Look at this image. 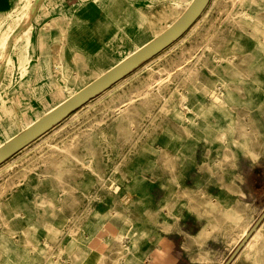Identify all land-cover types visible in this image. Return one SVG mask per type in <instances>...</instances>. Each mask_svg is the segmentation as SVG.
Segmentation results:
<instances>
[{
	"label": "rangeland",
	"instance_id": "obj_1",
	"mask_svg": "<svg viewBox=\"0 0 264 264\" xmlns=\"http://www.w3.org/2000/svg\"><path fill=\"white\" fill-rule=\"evenodd\" d=\"M13 1L17 0H0V54L8 36L29 7L24 3V10L13 9ZM127 1L129 9H138L135 13L127 12L122 22L105 21L111 26L110 30H106L104 36L99 33L90 37L89 49L98 48V51L86 53L85 67L78 62L75 64L72 59L61 66L58 76L48 68L47 73L44 72L47 77L32 84L22 96L18 95L25 104H22V112L28 113L21 123L16 116L15 102L5 103L6 92V98L0 100V144L95 79L100 66L110 68L157 36L191 0ZM103 23L97 22L98 25ZM81 24L86 27L88 22ZM263 27V0H211L201 18L170 48L2 164L0 264H68L73 260V253L88 251L90 232L93 231L91 225L111 219L118 224L123 223L122 220L127 224H146L152 221V207H156L157 202L161 204V211L166 212L169 201L175 205L183 204L185 189L198 203V210L202 209L200 214H206L209 202L206 201L205 187L225 183L216 178L207 180L202 164L205 157L203 146L205 142L219 140L235 143L256 140L249 114L262 101L263 90L247 78L252 110L242 106L235 108L232 117L243 121L237 123L218 110L214 97L222 91L220 86L213 92L200 95L194 83L198 75L196 87L210 89L228 78L226 62H218L215 57L242 63L247 42L256 56L258 76L264 81ZM251 35L254 40L249 39ZM105 39H110L111 49ZM8 64L3 76L6 84L2 82L3 85H7L10 79ZM31 96L41 105L38 110L35 105L31 106ZM259 115L264 120V113ZM260 160L264 162V154ZM228 162H220L214 173L223 177L231 168L230 159ZM252 170H246V185L243 187L253 191ZM259 184L261 189L256 190L257 195L251 199L259 207H264V179ZM195 224L200 222L195 221ZM128 235L123 238L122 246L115 245L108 251L104 264H147L136 257V253H140L141 240L133 226ZM99 243L95 240L90 246L97 249Z\"/></svg>",
	"mask_w": 264,
	"mask_h": 264
},
{
	"label": "crops",
	"instance_id": "obj_2",
	"mask_svg": "<svg viewBox=\"0 0 264 264\" xmlns=\"http://www.w3.org/2000/svg\"><path fill=\"white\" fill-rule=\"evenodd\" d=\"M31 2L32 0L28 2L17 0L11 2V5L13 9L24 10ZM137 9H129L127 0H45L33 27L18 40L12 51L8 64L10 79L7 85H3L6 84L3 82L0 99L7 97L5 103L15 102L16 113L23 118L28 117V113L22 112L24 101L18 98V95L22 96L32 84L39 83L47 77L44 72L48 68L57 75L61 66L73 60L75 64L78 62L80 66L85 67L88 60L86 53L98 51V48L89 49L90 37L99 33L104 36V32L111 27L105 21L122 22L127 12L135 13ZM100 21L104 23L98 25L97 22ZM81 22L88 24L85 27ZM249 39L254 40L255 37L251 35ZM105 42L111 49L110 39H105ZM86 43L88 46L84 47ZM244 48L246 50L243 62L231 61L263 90L262 101L249 114L256 140H240L237 143L205 142L203 146L205 157L202 159V164L207 180L216 178L217 181L223 180L225 183V185L205 187L206 201L209 202L206 214H200L203 213L202 209L198 210V203L193 201L191 193L188 195V190L185 189L183 204L175 205L169 201L166 212V210L161 211V204L157 202L156 207H152L153 219L146 224H127L123 220V223L118 224L111 219L103 224L91 225L93 231L90 232L89 249L81 254L76 252L79 257L78 260H74V264H104L108 251L110 252L115 245L122 246V240L129 236L132 226L135 231L137 230V238L141 240L140 253H136V257L139 256L147 264H224L230 257L264 210V207H259L257 202L253 203L251 199L257 195L255 191L261 189L262 185L259 183L264 179V162L260 160L264 154V120L259 115L260 112L264 113V81L258 76L259 66L255 53L249 49V42L244 44ZM59 50L62 54L61 64L55 63V54ZM71 52L75 55H70ZM56 68H59L58 72L55 71ZM194 87L200 95L205 94L196 88V82ZM6 92L9 97H5ZM31 98H29L31 106L35 105L38 110L41 105L38 104L37 99ZM229 159L232 164L227 173L223 177L222 174L221 176L219 173L215 174L213 170L220 167V162L229 163ZM247 169H253L254 182H252L255 186L253 191L243 187L246 185ZM162 206L165 208L164 205ZM195 221L200 224H195ZM95 240L100 242L98 248L91 249L90 245ZM231 264H264V221Z\"/></svg>",
	"mask_w": 264,
	"mask_h": 264
},
{
	"label": "water",
	"instance_id": "obj_3",
	"mask_svg": "<svg viewBox=\"0 0 264 264\" xmlns=\"http://www.w3.org/2000/svg\"><path fill=\"white\" fill-rule=\"evenodd\" d=\"M45 0H33L20 18L19 24L8 36L0 54V85L3 82L4 70L18 40L34 25ZM211 0H191L184 11L157 36L128 54L108 68L91 82L75 91L59 104L44 112L18 133L0 144V166L20 151L57 127L74 112L91 100L99 97L126 77L143 67L183 37L199 20ZM1 101L3 98L0 99ZM264 221V210L257 218L239 245L224 264H231L249 238Z\"/></svg>",
	"mask_w": 264,
	"mask_h": 264
},
{
	"label": "bare ground",
	"instance_id": "obj_4",
	"mask_svg": "<svg viewBox=\"0 0 264 264\" xmlns=\"http://www.w3.org/2000/svg\"><path fill=\"white\" fill-rule=\"evenodd\" d=\"M264 1V0H263ZM254 2V1H253ZM184 8V7H183ZM185 8H186V6H185ZM242 8V7H241ZM176 9V8H175ZM182 10V9H181ZM184 10V9H183ZM240 10V9H239ZM238 11V10H237ZM175 12V11H174ZM248 13V12H247ZM180 14V13H179ZM241 14V13H240ZM244 16H245V14H243ZM176 17H178V16H176ZM51 18V17H50ZM166 18V17H165ZM201 18V17H200ZM234 19V18H233ZM246 19V18H245ZM45 20V19H44ZM167 20V19H166ZM252 20V19H251ZM46 21V20H45ZM68 22V21H67ZM252 22V21H251ZM254 22V21H253ZM52 23V22H51ZM255 23V22H254ZM50 24V23H49ZM248 24H250V23H248ZM255 24H257V23H255ZM65 25V24H64ZM151 25V24H150ZM246 25V24H245ZM254 25V24H253ZM59 26V25H58ZM63 26V25H62ZM169 26V25H168ZM167 26V27H168ZM42 27V26H41ZM258 28V27H257ZM264 28V27H263ZM60 29V28H59ZM62 29V28H61ZM65 32H66V30H64ZM254 32V31H253ZM58 36H59V33H58ZM260 36V35H259ZM67 39V38H66ZM259 39V38H258ZM63 40V39H62ZM261 41H262V39H261ZM59 43V42H58ZM52 44H54V43H52ZM51 44V45H52ZM60 44V43H59ZM63 44V43H62ZM115 45V44H114ZM132 45V44H131ZM130 46V45H129ZM128 47V46H127ZM170 48V47H169ZM62 51V50H61ZM83 51V50H82ZM87 51V50H86ZM51 52V51H50ZM166 53V52H165ZM80 54V53H79ZM225 54V53H224ZM51 56V55H50ZM224 56V55H223ZM82 57H84V56H82ZM86 57V56H85ZM200 57V56H199ZM50 59L52 58V56L51 57H49ZM61 58H62V54H60V50L59 51H56V54H55V63H57V64H61ZM87 58V57H86ZM86 58H84V59H86ZM187 58V57H186ZM215 58H217L219 61L218 62H226V67H225V72L227 73V75H228V78H225V79H222L220 82H219V86H220V88H222V91L218 94V95H216L214 98H215V100H216V104H217V107H218V110L219 111H221L222 113H224L225 115H227V116H230L231 117V119L233 120V122H237V123H240V122H243L242 120H240V119H234L233 117H232V113H233V110L235 109V108H237V107H240V106H242V107H244V108H246V109H249L250 111L252 110V101L250 100V97H249V95H250V89H249V87H248V81H247V78L249 77L248 76V74L246 73V72H244V71H242L240 68H238L236 65H234V63L231 61V59H226V58H224V57H220V56H217V57H215ZM106 59V58H105ZM233 59H235V58H233ZM87 60V59H86ZM75 61V60H74ZM92 61V60H91ZM107 61V60H106ZM105 61V62H106ZM233 61H235V60H233ZM50 62H52V61H50ZM64 62V61H63ZM96 62H97V60H96ZM203 58H201V63L203 64ZM75 63V62H74ZM252 63V62H251ZM69 64V63H68ZM77 64V63H76ZM86 64V63H85ZM91 64V63H90ZM98 64V63H97ZM96 64V65H97ZM78 65V64H77ZM109 65V64H108ZM244 65V64H243ZM192 66V65H191ZM190 66V67H191ZM59 67V66H58ZM107 67V66H106ZM106 67H104V66H100V69L101 70H99V75L100 74H102L104 71H106L107 69H106ZM189 67V68H190ZM74 68V67H73ZM77 68V67H76ZM109 68V67H108ZM188 68V69H189ZM58 69L59 68H56V72H58ZM98 69V68H97ZM191 69V68H190ZM52 70V69H51ZM78 70V69H77ZM187 70V69H186ZM194 70V69H193ZM61 71V70H60ZM92 71V70H91ZM94 71V70H93ZM253 71H255V70H253ZM63 72V71H62ZM88 72V71H87ZM182 72H184V71H182ZM187 72V71H186ZM83 73V72H82ZM95 73V72H94ZM190 73V72H189ZM76 74V73H75ZM89 74V73H88ZM70 75V74H69ZM74 75V74H73ZM85 75V74H84ZM98 75V76H99ZM184 75H185V73H184ZM192 75V74H191ZM190 75V76H191ZM58 76V75H57ZM91 76V75H90ZM194 76V75H193ZM192 76V77H193ZM62 77V76H61ZM94 77V76H93ZM187 77V76H186ZM72 78V77H71ZM84 78V77H83ZM66 79V78H65ZM186 79V78H185ZM74 80V79H73ZM79 80V79H78ZM83 80V79H82ZM190 80V79H189ZM87 81V80H86ZM199 81V77H198V75H197V80H196V83ZM69 82H71V81H69ZM82 82V81H81ZM74 83H75V80H74ZM60 84V83H59ZM62 85V84H61ZM150 85V84H149ZM76 86V85H75ZM218 86V84H216V85H214L213 87H211L210 89H203V88H198V87H196L198 90H201L202 92H204V93H208V92H210V91H214V89H215V87H219ZM156 87V86H155ZM46 89V88H45ZM176 89V88H175ZM54 90V89H53ZM148 90V89H147ZM55 91V90H54ZM76 91V90H75ZM161 91V90H160ZM176 91V90H175ZM212 91V92H213ZM70 92V91H69ZM174 92V91H173ZM57 93V92H56ZM73 93V92H72ZM148 93H149V91H148ZM179 93V92H178ZM217 93V92H216ZM215 93V94H216ZM150 94V93H149ZM243 94V95H242ZM179 95H180V93H179ZM52 96V95H51ZM123 96V95H122ZM148 96H150V95H148ZM175 96V95H174ZM242 96L244 97V98H242ZM53 97V96H52ZM124 97V96H123ZM169 97V96H168ZM186 97V96H185ZM49 98V97H48ZM130 98V97H129ZM132 98V97H131ZM212 98V97H211ZM119 99V98H118ZM122 99V98H121ZM183 99H184V97H183ZM123 100H126V99H123ZM128 100V99H127ZM134 100V99H133ZM153 100V99H152ZM168 100V99H167ZM103 101V100H102ZM101 101V102H102ZM113 100H111V102H112ZM172 101V100H171ZM184 101V100H183ZM186 101V100H185ZM165 102V101H164ZM51 103H52V101H51ZM123 103V102H122ZM125 103H127L126 101H125ZM166 103V102H165ZM39 104V103H38ZM104 104V103H103ZM112 104V103H111ZM116 104V103H115ZM213 104H215V103H213ZM113 105V104H112ZM184 105H186V104H184ZM183 105V106H184ZM130 106V105H129ZM177 106V105H176ZM213 106V105H212ZM211 106V107H212ZM16 107V106H15ZM162 107V106H161ZM160 107V108H161ZM180 107H182V105L180 106ZM186 107V106H185ZM18 108V107H17ZM115 108V107H114ZM202 108V107H201ZM39 109V108H38ZM112 109V108H111ZM176 109V108H175ZM182 109V108H181ZM189 109V108H188ZM187 109V110H188ZM162 110V109H161ZM185 110V109H184ZM112 111V110H111ZM180 111V110H179ZM15 112V111H14ZM113 112V111H112ZM122 112V111H121ZM167 112V111H166ZM173 112V111H172ZM183 112V111H182ZM191 112V111H190ZM193 112H194V110H193ZM178 113V112H177ZM30 114V113H29ZM35 114H36V112H35ZM120 115H121V113H120ZM170 115V114H169ZM198 115V114H197ZM16 116H17V118L19 119V123H21L23 120V117L21 116V115H19V113H16ZM184 116V115H183ZM117 117V116H116ZM119 119V118H118ZM176 120V119H175ZM188 120V119H187ZM97 121H98V119H97ZM176 121H179L178 119L176 120ZM186 121V120H185ZM198 121V120H197ZM101 122V121H100ZM114 122V121H113ZM124 122V121H123ZM182 122V121H181ZM184 122V121H183ZM200 122V121H199ZM129 123V122H128ZM127 123V124H128ZM189 123V122H188ZM198 123V122H197ZM200 124V123H199ZM96 125V124H95ZM181 125V124H180ZM89 127V126H88ZM198 127V126H197ZM202 128V127H201ZM22 129V128H21ZM192 129V128H191ZM200 129V128H199ZM90 130V129H89ZM197 131V130H196ZM235 131V130H234ZM96 132V131H95ZM88 133V132H87ZM190 134V133H189ZM15 135V134H14ZM225 135V134H224ZM227 135V134H226ZM80 136V135H79ZM101 136V135H100ZM103 136V135H102ZM91 137V136H90ZM91 139V138H90ZM206 139V138H205ZM223 139V138H222ZM227 139V138H226ZM217 140H219V139H217ZM246 140V139H245ZM75 141V140H74ZM101 141V140H100ZM220 141V140H219ZM68 142V141H67ZM77 142V141H76ZM71 143V142H70ZM225 143V142H224ZM242 143V142H241ZM66 145V144H65ZM69 145V144H68ZM61 146V145H60ZM75 146V145H74ZM63 147H64V145H63ZM65 149V148H64ZM69 149V148H68ZM72 149H74V148H72ZM71 149V150H72ZM87 149V148H86ZM57 150H59V149H57ZM70 150V149H69ZM56 151V150H55ZM60 152H62V151H60ZM64 152V151H63ZM57 153V152H56ZM65 153V152H64ZM73 153V152H72ZM58 155V154H57ZM60 155V154H59ZM69 155V154H68ZM52 157H53V155H51ZM66 156V155H65ZM70 156V155H69ZM62 157V156H61ZM68 157V156H67ZM79 157V156H78ZM60 158V157H59ZM63 158V157H62ZM62 158H60V160L62 159ZM77 158V157H76ZM86 158V157H85ZM64 159V158H63ZM68 159V158H67ZM66 159V160H67ZM94 159V158H93ZM63 161V160H62ZM65 161V160H64ZM85 161V160H84ZM218 161V160H217ZM216 161V162H217ZM70 162V161H69ZM215 162V163H216ZM63 163V162H62ZM71 163V162H70ZM69 163V164H70ZM78 163V162H77ZM82 163V162H81ZM94 165V164H93ZM61 166H62V164H61ZM64 166H67V165H64ZM89 166V165H88ZM87 166V167H88ZM91 166V165H90ZM115 169V168H114ZM118 169V168H117ZM214 169V168H213ZM216 170V169H215ZM214 170V171H215ZM94 172V171H93ZM112 176V175H111ZM108 179V178H107ZM59 181V180H58ZM111 181H113V180H111ZM60 182V181H59ZM60 185V184H59ZM63 185V184H62ZM65 185V184H64ZM116 186V185H115ZM112 187V186H111ZM64 188V187H63ZM62 188V189H63ZM72 188V187H71ZM107 188V187H106ZM57 189V188H56ZM115 189V188H114ZM68 191V190H67ZM64 193H66V192H64ZM71 193V192H70ZM123 195V194H122ZM64 196V195H63ZM73 196V195H72ZM60 197V196H59ZM74 197V196H73ZM87 197V196H86ZM91 197H93V196H91ZM89 201V200H88ZM91 201V200H90ZM119 201V200H118ZM48 202H50V201H48ZM54 202V201H53ZM123 203V202H122ZM50 204H52V203H50ZM53 206V205H52ZM86 208V207H85ZM230 210V209H229ZM228 210V211H229ZM59 211V210H58ZM232 211V210H231ZM230 211V212H231ZM233 212V211H232ZM231 212V213H232ZM228 213V212H227ZM1 214V213H0ZM63 214V213H62ZM82 214V213H81ZM228 214H230V213H228ZM237 214V213H236ZM129 216V215H128ZM239 216V215H238ZM2 217V216H1ZM4 217V216H3ZM2 217V218H3ZM55 217V216H54ZM67 218V217H66ZM241 218V217H240ZM239 218V219H240ZM55 219V218H54ZM232 219V218H231ZM236 219V218H235ZM242 219V218H241ZM65 220V219H64ZM68 220V219H67ZM126 220V219H125ZM128 220V219H127ZM234 220V219H233ZM235 221V220H234ZM55 222V221H54ZM66 222V221H65ZM76 222V221H75ZM74 222V223H75ZM239 222V221H238ZM14 223V222H13ZM49 223V222H48ZM51 224H52V222H51ZM241 224V223H240ZM19 225V224H18ZM17 225V226H18ZM62 225H64V224H62ZM234 225V224H233ZM14 226V225H13ZM12 226V227H13ZM23 227V226H22ZM63 227V226H62ZM237 227H239L238 225H237ZM24 228H26V227H24ZM232 228V227H231ZM246 228V227H245ZM249 228V227H248ZM8 229V228H7ZM16 229V228H15ZM235 229V228H234ZM22 230H24L23 228H22ZM53 230V229H52ZM258 230V229H257ZM21 231V230H20ZM56 231V230H55ZM69 231V230H68ZM54 232V231H53ZM77 232V231H76ZM33 233V232H32ZM38 233V232H37ZM57 233V232H56ZM64 233V232H63ZM72 233H74V232H72ZM245 233H246V231H245ZM18 234V233H17ZM237 234V233H236ZM31 235V234H30ZM62 235V234H61ZM72 235V234H71ZM77 235V234H76ZM69 236V235H68ZM243 236V235H242ZM117 237V236H116ZM118 237H120V236H118ZM239 237V236H238ZM260 237V236H259ZM19 238V237H18ZM23 238H25V237H23ZM80 238V237H79ZM121 238V237H120ZM134 238V237H133ZM21 239V238H20ZM130 239V238H129ZM253 239V238H252ZM24 240V239H23ZM134 240H135V238H134ZM22 241V240H21ZM25 241V240H24ZM45 241H46V239H45ZM57 241V240H56ZM55 241V242H56ZM62 241V240H61ZM123 241V240H122ZM14 242V241H13ZM41 242V241H40ZM80 242V241H79ZM124 242V241H123ZM15 243V242H14ZM19 243V242H18ZM22 243H23V241H22ZM34 243V242H33ZM47 243V242H46ZM62 243V242H61ZM128 243V242H127ZM252 243V242H251ZM49 244V243H48ZM60 244V243H59ZM124 244V243H123ZM137 244V243H136ZM18 245V244H17ZM44 245V244H43ZM75 245H77L76 243H75ZM81 245V244H80ZM251 245V244H250ZM257 245V244H256ZM259 245V244H258ZM21 246V245H20ZM41 246V245H40ZM46 246H47V244H46ZM58 246V245H57ZM127 246V245H126ZM67 247V246H66ZM82 247V246H81ZM5 248V247H4ZM92 248H94L93 246L91 247V249ZM257 248H258V246H257ZM28 249V248H27ZM131 249V248H130ZM3 250V249H2ZM5 250V249H4ZM23 250V249H22ZM30 250H32V249H30ZM45 250V249H44ZM258 250V249H257ZM36 251V250H35ZM46 251V250H45ZM128 251H129V249H128ZM247 251V250H246ZM249 251V250H248ZM252 252V251H251ZM257 252V251H256ZM2 253V252H1ZM0 253V254H1ZM38 253L39 252H37V255H38ZM53 253V252H52ZM51 253V254H52ZM60 254L62 253V251L61 252H59ZM3 255V254H2ZM33 255V254H32ZM54 255V254H53ZM73 255V260H72V262H69L68 264H74V260H78L77 258L79 257V255L75 252V253H73L72 254ZM89 255V254H88ZM42 256V255H41ZM4 257V256H3ZM11 257V256H10ZM61 258V257H60ZM123 258V257H122ZM67 259V258H66ZM255 259V258H254ZM53 261V260H52ZM62 261V260H61ZM64 262H65V260H64ZM0 263H1V261H0ZM51 263V262H50ZM54 263V262H53ZM56 263V262H55ZM82 263V262H81ZM118 263V262H117ZM124 263V262H123ZM15 264V263H14ZM17 264V263H16ZM67 264V263H66ZM100 264V263H99ZM114 264V263H113Z\"/></svg>",
	"mask_w": 264,
	"mask_h": 264
}]
</instances>
